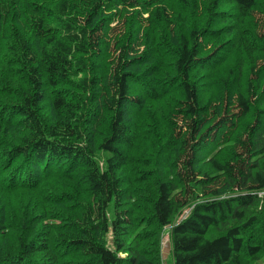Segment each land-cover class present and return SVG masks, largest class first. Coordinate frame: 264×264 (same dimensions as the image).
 <instances>
[{"label": "trees", "instance_id": "16d2710c", "mask_svg": "<svg viewBox=\"0 0 264 264\" xmlns=\"http://www.w3.org/2000/svg\"><path fill=\"white\" fill-rule=\"evenodd\" d=\"M167 231L264 264V0H0V264H163Z\"/></svg>", "mask_w": 264, "mask_h": 264}, {"label": "rangeland", "instance_id": "374dc122", "mask_svg": "<svg viewBox=\"0 0 264 264\" xmlns=\"http://www.w3.org/2000/svg\"><path fill=\"white\" fill-rule=\"evenodd\" d=\"M161 258L163 264H173L172 245L169 237V231L165 232V235H163L161 243Z\"/></svg>", "mask_w": 264, "mask_h": 264}]
</instances>
